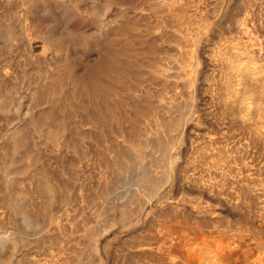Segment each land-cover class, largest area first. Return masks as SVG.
<instances>
[{"label": "rangeland", "instance_id": "obj_1", "mask_svg": "<svg viewBox=\"0 0 264 264\" xmlns=\"http://www.w3.org/2000/svg\"><path fill=\"white\" fill-rule=\"evenodd\" d=\"M259 91L264 0H0V264H264Z\"/></svg>", "mask_w": 264, "mask_h": 264}, {"label": "bare ground", "instance_id": "obj_2", "mask_svg": "<svg viewBox=\"0 0 264 264\" xmlns=\"http://www.w3.org/2000/svg\"><path fill=\"white\" fill-rule=\"evenodd\" d=\"M107 71V70H106ZM108 71H112V69L108 70ZM122 71H120V69L118 70V74H121ZM61 82V79L59 80ZM64 82V81H63ZM62 83V82H61ZM107 86V85H106ZM105 87V85L102 86V88ZM106 88V87H105ZM93 90V91H92ZM89 95L92 96V98L96 97V93L94 91V89H91L89 91ZM257 97L259 98V103L260 105L257 106V111L259 112L258 114V118L260 121V126H264V106L261 105L262 103H264V91H259L258 92V95ZM238 102V101H237ZM242 106L246 109V106H245V103L243 102L242 103ZM93 119H96V118H93ZM96 122V120H95ZM262 248V247H261ZM214 264H224V261L220 262V261H217V262H214Z\"/></svg>", "mask_w": 264, "mask_h": 264}]
</instances>
